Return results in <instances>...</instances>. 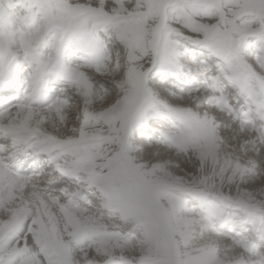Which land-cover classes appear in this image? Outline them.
Listing matches in <instances>:
<instances>
[{
    "label": "snow or ice",
    "instance_id": "snow-or-ice-1",
    "mask_svg": "<svg viewBox=\"0 0 264 264\" xmlns=\"http://www.w3.org/2000/svg\"><path fill=\"white\" fill-rule=\"evenodd\" d=\"M0 264H264V0H0Z\"/></svg>",
    "mask_w": 264,
    "mask_h": 264
}]
</instances>
